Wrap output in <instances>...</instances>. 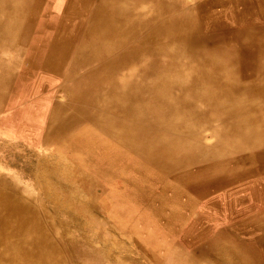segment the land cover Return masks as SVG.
I'll list each match as a JSON object with an SVG mask.
<instances>
[{
	"label": "bare ground",
	"instance_id": "bare-ground-1",
	"mask_svg": "<svg viewBox=\"0 0 264 264\" xmlns=\"http://www.w3.org/2000/svg\"><path fill=\"white\" fill-rule=\"evenodd\" d=\"M15 99L5 122L70 163L40 153L54 184L33 198L0 177V264L86 257L58 228L93 208L79 192L134 184L127 170L158 184L142 198L163 226L213 221L187 234L193 257L264 264V0H0V109Z\"/></svg>",
	"mask_w": 264,
	"mask_h": 264
},
{
	"label": "rangeland",
	"instance_id": "rangeland-1",
	"mask_svg": "<svg viewBox=\"0 0 264 264\" xmlns=\"http://www.w3.org/2000/svg\"><path fill=\"white\" fill-rule=\"evenodd\" d=\"M19 96L20 95H17L19 100L25 99L24 101H26L27 104L38 110V112H36L38 115L36 118H43L45 114L42 112H45L48 104H50L48 101H40L37 103H34L35 101H33L31 104V96H28L27 94L28 98L25 96L27 99ZM7 101L2 103L0 109V177L5 178L17 189V195L26 194L27 197L33 198L41 192L38 187L39 184L45 187L54 184L53 182L51 184H49V182L42 183L40 182V179L38 180V176L42 173V171L38 168L39 160L37 156L40 155V153H46L48 155L54 153L55 156L53 157L61 159L62 164H65L70 160L67 158L66 153L63 152L64 149H59L58 146L53 143L49 145H41L38 143L29 144V139L26 140L23 138V135L35 136L36 133L40 132L39 128L34 127L32 130L23 132L15 123L12 125L8 121L5 122L6 117L9 116L12 108H18L19 103V101L17 102V99H15L12 103H10L9 100ZM30 111H32V109H28L27 112ZM14 143H19L21 145H13ZM80 153L84 155L86 152L81 151ZM80 153L78 156H81ZM53 160L55 159L53 158ZM121 164H123V161H121ZM126 172L123 174L125 179H129L133 176V179L135 180L134 184H130L128 181H125L126 183L124 182V185H121L118 191H113V193L108 186V191H104V195H101V190L97 191L96 189L91 192L92 195L88 196L87 194L84 195V193L79 192L84 199L87 198L89 201L94 203L93 208L80 210L83 222L79 223L78 226L68 225L65 228H58V231L64 230L65 233L72 234L74 238L78 239L75 240V243L78 244V246L83 245V247H87V252H84L86 253L87 259L86 257H79L80 260H72V264H128L129 262V264H208V262L209 264H213L208 261V259L199 258L196 255L193 257V245L191 244L195 243H190L191 241L189 238L192 234H199L201 231L208 230V233H212V229L208 228L210 227V222L213 221L205 219L204 223L194 226L193 224L191 225L190 220L187 221L186 219L185 222H179L173 226H163L159 222V218L157 219L154 215L155 211L149 207L142 198V195H146L148 197L156 195L158 193L156 192L158 184L155 183V185L151 187L142 181V176H137L135 172L129 170ZM70 178L74 184L78 185L79 182H81L77 176ZM23 188L27 189L28 193H25ZM123 203H126L127 207L123 205ZM211 212H213V210H211ZM213 214L215 215V213ZM60 215V217L56 218L61 219L65 216H69L65 212ZM224 216V213H219L212 217V219L223 222L225 220ZM119 231L122 234H120ZM134 234H137V236ZM83 241H88L92 244L94 242L93 249L89 246H85ZM175 241H178L179 244L177 245L178 242L176 243ZM183 247L185 249H183ZM121 251L122 254H120ZM124 251H126V253ZM173 254H175V256ZM170 256L172 257L171 259ZM190 259H193V261Z\"/></svg>",
	"mask_w": 264,
	"mask_h": 264
}]
</instances>
